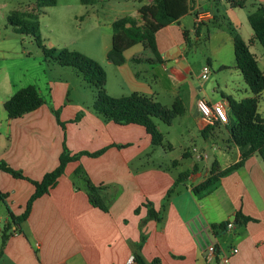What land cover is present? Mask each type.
Returning <instances> with one entry per match:
<instances>
[{
	"label": "crops",
	"instance_id": "0c3cea01",
	"mask_svg": "<svg viewBox=\"0 0 264 264\" xmlns=\"http://www.w3.org/2000/svg\"><path fill=\"white\" fill-rule=\"evenodd\" d=\"M111 1L119 13L109 21L110 27L114 20L136 16L140 6L151 3L95 0L86 10L91 12L96 2L104 6ZM259 4L264 0H187V13L155 34L156 54L141 43L146 54L129 53L131 47L124 52L125 61L120 65L106 57L111 41L105 38L100 46L101 57L96 60L105 70V89L110 96L138 92L160 103L159 97L170 92L171 105L175 98L182 100L185 112L181 116L189 113L196 120L205 142L212 139L214 143L221 134L225 137L224 151H235L234 159L226 165L214 158L204 167L193 163L191 169L183 171L177 168L178 160L157 154L143 126L118 124L93 110L94 93L90 103L66 93L68 97L62 102L53 100L49 105L44 100L37 109L8 119L3 103L29 83H24L23 73L8 61L10 53L18 49L11 50L0 37V161L22 175L15 177L0 169V190L7 195L13 215L23 212L35 189L32 181L57 166L63 146L69 154L83 153L66 164L51 189L33 200L19 226L0 202V238L4 228L8 233L0 245V264H127L135 252L146 264H220L206 263L202 257L203 228L216 236L221 251L237 247L229 264H264V160L252 155L241 167L221 177L208 194L197 197L192 192V187L208 176L214 162L223 169L239 159L238 148L229 141L224 124H204L196 101H222L228 111V98L240 100L251 95L235 66L233 37L226 24L249 44L263 70L255 52L264 59V51L258 48L248 23V15ZM204 31L211 45L207 64L226 66L220 73L228 71L234 79L232 85L224 82L221 99L211 100L205 84L195 85L190 79L186 49L191 47V36L198 41ZM37 89L41 95L39 85ZM263 95L264 91L258 97L257 112L264 120ZM100 150L96 156L87 154ZM205 150V146L196 148V158L206 159ZM182 156H190L189 150ZM76 168L102 187L101 199L107 211L91 204L84 178L74 173ZM179 174L184 176L177 181ZM147 203L159 214L158 220L148 217ZM237 214L247 220L236 222ZM230 220L234 227L227 230L225 224Z\"/></svg>",
	"mask_w": 264,
	"mask_h": 264
},
{
	"label": "trees",
	"instance_id": "16d2710c",
	"mask_svg": "<svg viewBox=\"0 0 264 264\" xmlns=\"http://www.w3.org/2000/svg\"><path fill=\"white\" fill-rule=\"evenodd\" d=\"M94 1L81 0V3L89 5ZM56 3L57 0H33V6L28 11H12L7 16V21L14 32L31 35L44 57L54 59L62 67L73 68L84 82L94 88L93 110L118 124L134 123L143 126L151 138V143L155 146L160 145L163 135L156 121L159 120L170 125L176 117L183 115L185 107L182 100L175 98L171 107H165L151 97L138 92L119 97L110 96L105 89V70L97 61L77 51L46 47L40 36L38 14L41 8L54 6ZM187 10V0H151L150 4L138 8L136 16H123L114 20L111 25V47L106 53L107 59L117 65L124 63V52L138 43L146 44L156 54L155 34L157 31L177 21L187 13ZM248 23L253 33V39L260 44L264 51V4H259L248 15ZM226 27L233 37L235 66L240 71L251 95L240 100L228 98V121L224 127L228 133L229 141L238 148V161L223 169L218 168L214 162L208 176L192 187V192L197 197L215 189L221 177L241 167L248 157L257 155L264 160V120L257 112L258 97L264 91V71L259 67L255 55L249 50V44L229 23L226 24ZM195 28L197 29V26ZM224 68L226 66H221L219 69ZM43 103L44 99L36 86L30 84L17 89L3 103V109L7 118L13 119L37 109ZM55 115L58 116V112L55 111ZM102 151L87 154L96 156ZM81 154L83 153L69 154L66 147L63 146L57 166L46 172L40 180L32 181L35 187L34 192L20 215H13L6 203L7 195L0 190V202L6 205L7 214L16 226H19L27 217L33 200L51 189L64 172L66 164L77 160ZM0 169L15 177H22L20 172L13 170L2 161H0ZM74 173L84 178L91 204L107 211V206L101 199L102 187L94 185L81 168H76ZM182 176L184 175L179 174L176 180H181ZM171 191L169 190L168 193ZM146 206L148 217L158 220L159 214L155 212L151 204L147 203ZM245 220L247 218L240 214L235 217V221L238 223ZM7 237L6 227L2 231L0 245L4 244ZM139 247L140 244H137L136 248ZM133 259L135 264H146L138 252L134 253ZM151 264L156 263L153 261Z\"/></svg>",
	"mask_w": 264,
	"mask_h": 264
},
{
	"label": "rangeland",
	"instance_id": "374dc122",
	"mask_svg": "<svg viewBox=\"0 0 264 264\" xmlns=\"http://www.w3.org/2000/svg\"><path fill=\"white\" fill-rule=\"evenodd\" d=\"M100 4L102 3L96 2L89 13L86 10L88 6L82 4L81 0H57L56 5L41 8L38 14V27L43 44L46 47L77 51L95 61L100 59V46L103 41L105 38L108 43L111 41L112 29L108 23L113 16L119 13L114 1L104 3V6ZM30 6H33V0H0V37L5 38L4 44L9 45L11 50L13 47L18 49L17 52L10 53L9 63L23 73L24 83L37 85L36 88L38 85L41 87V96L49 105L53 100L57 103L62 102L68 97L65 96L66 93L70 98L78 95L79 99L90 103L94 93L92 86L84 82L73 68L62 67L54 59L44 57L31 35L14 32L8 23L7 16L12 11H28ZM190 41L191 47L187 48L185 53L191 71L190 79L195 85L205 84V91L211 100L221 99L220 91L224 89V82L227 85H232L233 77L228 71L220 73V69L212 64L209 78L207 80L200 79L201 68L210 59L211 45L206 38L205 31L200 40L196 41L195 36L192 35ZM256 44L258 48H261L258 42ZM141 46V43L134 45L129 53L145 55ZM256 50L253 48V51ZM255 54L259 59L260 66L263 67L264 59L258 52ZM114 80L116 81L117 78ZM67 82L68 84H66ZM217 83L220 88L217 87ZM169 95L170 92L159 97L158 101L161 105L171 107ZM157 122L163 140L160 145L156 146V152L161 156L167 154L170 159L178 160L177 168L181 171L191 169L193 163L204 167L214 158H217L221 165H226L234 159L235 151L231 153L224 151L225 143L222 139L225 140V137L217 133L218 138L214 143H212V139L205 142L197 130L196 120L189 113L176 117L170 125L159 120ZM213 145L218 148L213 150ZM200 146L206 147V159H197L196 152L192 151L193 148L196 149ZM184 150H189L190 156L183 157Z\"/></svg>",
	"mask_w": 264,
	"mask_h": 264
},
{
	"label": "built area",
	"instance_id": "2783aa9c",
	"mask_svg": "<svg viewBox=\"0 0 264 264\" xmlns=\"http://www.w3.org/2000/svg\"><path fill=\"white\" fill-rule=\"evenodd\" d=\"M209 75L210 66L208 64H204L201 68L200 79L207 80L209 78ZM196 107L200 114L201 121L206 125L210 126L214 125L215 123L226 124L228 121L227 110L225 109L222 101L210 103L203 98H199L196 101ZM193 151H196V149H194ZM200 156L201 155L198 153L197 157L199 158ZM233 227L234 223L231 220L225 224V228L227 230H231L233 229ZM202 231H204L206 235L205 239L202 236L203 241L200 245V251L204 261L206 263L217 261L220 264H229L230 256L238 252L237 247H228L227 252L221 251L220 244L216 236H210L209 233L206 232L205 228H203ZM200 233V231L197 232L198 235H201ZM127 264H135L133 256H131L127 260Z\"/></svg>",
	"mask_w": 264,
	"mask_h": 264
}]
</instances>
